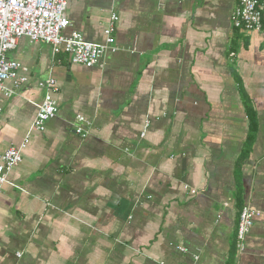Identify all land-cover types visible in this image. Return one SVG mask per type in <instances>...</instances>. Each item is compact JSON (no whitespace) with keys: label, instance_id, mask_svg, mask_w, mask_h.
Wrapping results in <instances>:
<instances>
[{"label":"crops","instance_id":"1","mask_svg":"<svg viewBox=\"0 0 264 264\" xmlns=\"http://www.w3.org/2000/svg\"><path fill=\"white\" fill-rule=\"evenodd\" d=\"M236 5L68 0L66 35L104 44L118 17V51L90 69L18 41L28 80L5 83L0 152L28 143L0 191V264H264V11L244 33ZM244 207L260 215L239 249Z\"/></svg>","mask_w":264,"mask_h":264},{"label":"built area","instance_id":"2","mask_svg":"<svg viewBox=\"0 0 264 264\" xmlns=\"http://www.w3.org/2000/svg\"><path fill=\"white\" fill-rule=\"evenodd\" d=\"M68 0H0V97H10L12 92L5 91V83L13 81L18 89L27 82L25 76H19L21 65L7 57L21 38H27L31 43H40L51 49L53 56L61 53L69 56L71 64L85 68L95 67L101 57L106 53L118 51L115 44V30L118 17L112 14L107 27L104 29V44H93L85 41L78 32L69 35L65 31L71 26L65 15ZM264 0H237L232 15V25L244 33H260L262 30V13ZM38 87L46 91L43 101L37 106V113L32 122L31 129L44 132L46 124L54 119L57 107L53 100V93L58 91L56 81L49 78L38 83ZM2 109L0 107V116ZM79 125L85 120L77 116ZM75 133L85 137L80 126ZM146 124L141 137L145 136ZM28 138L19 146L11 147L0 152V191L8 183L7 174L22 163V150L25 149ZM195 193V192H193ZM260 213L244 207L240 211L237 243L243 248L245 237L250 232L255 218ZM180 251L185 252L184 249Z\"/></svg>","mask_w":264,"mask_h":264}]
</instances>
